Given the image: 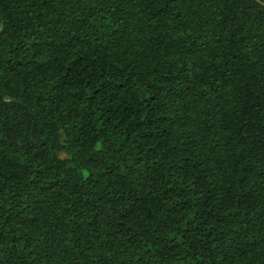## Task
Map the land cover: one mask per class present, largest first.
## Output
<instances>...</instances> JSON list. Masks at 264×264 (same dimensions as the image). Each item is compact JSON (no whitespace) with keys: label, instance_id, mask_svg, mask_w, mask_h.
Masks as SVG:
<instances>
[{"label":"trees","instance_id":"trees-1","mask_svg":"<svg viewBox=\"0 0 264 264\" xmlns=\"http://www.w3.org/2000/svg\"><path fill=\"white\" fill-rule=\"evenodd\" d=\"M0 264H264V0H0Z\"/></svg>","mask_w":264,"mask_h":264},{"label":"snow or ice","instance_id":"snow-or-ice-1","mask_svg":"<svg viewBox=\"0 0 264 264\" xmlns=\"http://www.w3.org/2000/svg\"><path fill=\"white\" fill-rule=\"evenodd\" d=\"M0 32H2V29H0ZM2 75V74H0ZM0 107H8V104L6 101H4V99L2 97H0ZM262 132H264V130H262Z\"/></svg>","mask_w":264,"mask_h":264}]
</instances>
